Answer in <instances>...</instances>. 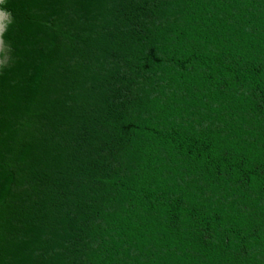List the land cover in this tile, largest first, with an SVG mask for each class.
<instances>
[{"label": "trees", "instance_id": "16d2710c", "mask_svg": "<svg viewBox=\"0 0 264 264\" xmlns=\"http://www.w3.org/2000/svg\"><path fill=\"white\" fill-rule=\"evenodd\" d=\"M0 264H264V0H38Z\"/></svg>", "mask_w": 264, "mask_h": 264}, {"label": "water", "instance_id": "95a60500", "mask_svg": "<svg viewBox=\"0 0 264 264\" xmlns=\"http://www.w3.org/2000/svg\"><path fill=\"white\" fill-rule=\"evenodd\" d=\"M38 0H0V162Z\"/></svg>", "mask_w": 264, "mask_h": 264}]
</instances>
